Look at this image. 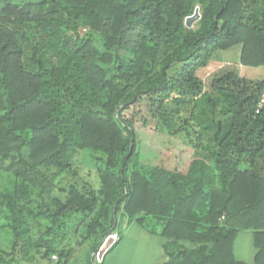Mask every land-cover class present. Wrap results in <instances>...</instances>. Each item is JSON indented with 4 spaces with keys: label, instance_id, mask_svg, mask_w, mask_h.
<instances>
[{
    "label": "trees",
    "instance_id": "1",
    "mask_svg": "<svg viewBox=\"0 0 264 264\" xmlns=\"http://www.w3.org/2000/svg\"><path fill=\"white\" fill-rule=\"evenodd\" d=\"M233 46L238 66L264 71V0H0V219L12 237L0 264H68L79 224L76 243L96 253L117 230L110 249L118 218L160 238V264H264V75L225 64L207 86L197 76ZM139 101L203 156L184 170L143 162L123 114ZM79 152L91 178L77 175ZM241 230L250 263L234 255Z\"/></svg>",
    "mask_w": 264,
    "mask_h": 264
},
{
    "label": "rangeland",
    "instance_id": "2",
    "mask_svg": "<svg viewBox=\"0 0 264 264\" xmlns=\"http://www.w3.org/2000/svg\"><path fill=\"white\" fill-rule=\"evenodd\" d=\"M239 51V46L216 51L207 66L197 70V76L207 86L210 81L211 71L225 64L235 65L238 63ZM237 71L240 76L245 78H257L264 73L262 66H238V64ZM123 114L126 117L132 118L135 122L140 140V156L143 162L184 170V165L190 159L203 156L202 152L197 151L189 144L184 133L171 136L165 131L160 121L146 115L141 101L131 105ZM75 159V164L78 168L77 175L86 179L91 178L93 176V167L85 159V154L79 152L76 154ZM6 175L5 173H1V182L4 184H7ZM63 177L61 185L67 183L70 179L67 175ZM79 217H75L74 221L78 222ZM3 224L4 221L0 219V248L8 249L12 237L9 229L4 227ZM126 225L125 220L118 218L117 229L121 233V238L103 255L102 264H155L158 252L157 236L146 235L144 232L140 233L138 225ZM69 236L71 237L70 243L73 245L74 250L69 256L68 264H85L89 255L90 264H96L95 261L100 262L97 253L95 251L90 252L89 246L86 243L82 245L76 243L80 239V224L77 226L76 231H72ZM248 245L249 242L246 239V234H240L235 240L238 254L245 251ZM37 257H35L36 259H32L30 263L25 264L47 263L46 261H38ZM57 260L58 257L56 255L53 262L55 263Z\"/></svg>",
    "mask_w": 264,
    "mask_h": 264
},
{
    "label": "crops",
    "instance_id": "3",
    "mask_svg": "<svg viewBox=\"0 0 264 264\" xmlns=\"http://www.w3.org/2000/svg\"><path fill=\"white\" fill-rule=\"evenodd\" d=\"M224 62V61H223ZM227 62V61H225ZM264 72V71H263ZM264 75V73L262 74V76L260 77H257V78H262ZM246 78H249V77H246ZM249 79H256V78H249ZM131 224H135V225H138L139 227V230H140V233L141 232H144L146 235H150V233H148V231L146 229H144L142 226H140L139 224L137 223H131ZM129 224V225H131ZM128 226V225H126ZM117 231V230H116ZM246 234V239L248 240L249 242V245H248V248L245 250V251H242L238 254L237 250H236V247H235V240L239 237L240 234ZM152 235V234H151ZM158 238V242H157V246H158V252H157V257H156V260H155V264H160L164 259H165V256L162 252V249H161V245H160V238L157 236ZM233 251H234V255L235 257L238 259V260H241V261H244V262H248L250 263L252 261V258H253V254L255 252V248L253 247L252 245V231L251 230H241V231H238L237 234H236V237L234 239V244H233Z\"/></svg>",
    "mask_w": 264,
    "mask_h": 264
},
{
    "label": "water",
    "instance_id": "4",
    "mask_svg": "<svg viewBox=\"0 0 264 264\" xmlns=\"http://www.w3.org/2000/svg\"><path fill=\"white\" fill-rule=\"evenodd\" d=\"M200 18V8L199 6H196L194 8V12L187 16L185 18V25L187 27H191L195 21H197ZM114 243L111 236L107 235L101 244V246L98 249L97 257L98 260H101L103 258V255L106 253V251L109 249V247Z\"/></svg>",
    "mask_w": 264,
    "mask_h": 264
},
{
    "label": "built area",
    "instance_id": "5",
    "mask_svg": "<svg viewBox=\"0 0 264 264\" xmlns=\"http://www.w3.org/2000/svg\"><path fill=\"white\" fill-rule=\"evenodd\" d=\"M86 31V27H80L77 29V33L80 35H83L84 32ZM264 101V94L261 95V99H260V103L259 105H261V103ZM109 236H111L112 240L115 242L118 239V234L117 232H113L111 234H109ZM56 256L52 255V258L54 259Z\"/></svg>",
    "mask_w": 264,
    "mask_h": 264
}]
</instances>
